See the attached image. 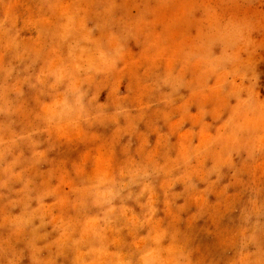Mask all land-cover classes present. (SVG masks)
<instances>
[{
	"label": "rangeland",
	"instance_id": "obj_1",
	"mask_svg": "<svg viewBox=\"0 0 264 264\" xmlns=\"http://www.w3.org/2000/svg\"><path fill=\"white\" fill-rule=\"evenodd\" d=\"M0 264H264V0H0Z\"/></svg>",
	"mask_w": 264,
	"mask_h": 264
}]
</instances>
